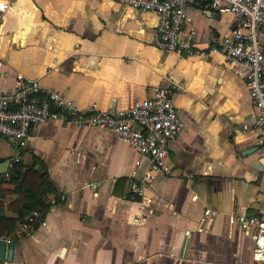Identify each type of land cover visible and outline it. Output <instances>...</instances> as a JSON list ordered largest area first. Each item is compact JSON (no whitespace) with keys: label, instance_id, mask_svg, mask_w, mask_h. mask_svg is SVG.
I'll use <instances>...</instances> for the list:
<instances>
[{"label":"crops","instance_id":"obj_1","mask_svg":"<svg viewBox=\"0 0 264 264\" xmlns=\"http://www.w3.org/2000/svg\"><path fill=\"white\" fill-rule=\"evenodd\" d=\"M0 4V91L12 89L19 74L80 108L121 109L180 83L174 101L184 124L169 142L172 175L106 129L41 123L25 150L0 136L7 141L0 161L19 156L26 169L35 155L54 184L43 193L46 225L24 236L29 214L11 206L15 185L0 175L9 191L0 192V216L15 220L10 236L0 233L14 246L12 262L1 264H264L229 220L235 211L264 216V146L257 131L242 128L252 110L248 89L222 56L159 50L157 14L122 10L112 0ZM187 15L184 33L202 46L235 24L232 14L199 5ZM260 41L264 48V30ZM148 171L152 179L138 195L137 177Z\"/></svg>","mask_w":264,"mask_h":264},{"label":"built area","instance_id":"obj_2","mask_svg":"<svg viewBox=\"0 0 264 264\" xmlns=\"http://www.w3.org/2000/svg\"><path fill=\"white\" fill-rule=\"evenodd\" d=\"M120 9L133 12L150 11L158 16L154 45L162 51L198 58L222 56L231 69L243 80L252 104L249 121L242 124L245 130H255L264 146V48L260 32L264 30V0H112ZM211 8L218 14L230 13L235 17L234 27L224 35H212L204 46L184 33L190 6ZM6 4H0V10ZM2 62H0L1 76ZM182 90L180 83L157 88L151 96L135 100L127 108L99 109L96 104L87 108L45 86L36 79L16 75L13 88L0 91V136L15 143L19 150L27 148V140L34 126L56 120L76 126H90L112 131L120 140L146 157L151 165L166 175L172 170L166 161L169 142L183 128V122L175 105V96ZM20 161L14 157L13 163ZM264 167V157L260 159ZM139 165V162H136ZM135 174V172H133ZM136 193L152 179L148 171L138 176ZM64 194L58 200L63 201ZM57 199H51L55 205ZM217 212L205 210L206 216ZM230 223L237 224L252 241L253 258L264 262V216H246L241 212L230 214ZM38 225H46L40 211H32L21 223L24 236H31ZM6 243L10 239L3 238Z\"/></svg>","mask_w":264,"mask_h":264},{"label":"trees","instance_id":"obj_3","mask_svg":"<svg viewBox=\"0 0 264 264\" xmlns=\"http://www.w3.org/2000/svg\"><path fill=\"white\" fill-rule=\"evenodd\" d=\"M8 181L15 185L14 192L16 199L11 206L16 209L21 206V216L30 214L32 211H40L42 215L48 210V205L43 201L45 190L54 189V184L50 179L46 164L33 155V162L24 169V165L19 161L13 163L7 171ZM3 181L0 180V186ZM0 192L6 193L8 190L0 188ZM15 220L0 216V233L5 232L11 235L14 230Z\"/></svg>","mask_w":264,"mask_h":264},{"label":"water","instance_id":"obj_4","mask_svg":"<svg viewBox=\"0 0 264 264\" xmlns=\"http://www.w3.org/2000/svg\"><path fill=\"white\" fill-rule=\"evenodd\" d=\"M10 159L0 161V175L6 174L10 167ZM13 244L6 243L5 240L0 239V264L4 261L12 262L13 259Z\"/></svg>","mask_w":264,"mask_h":264},{"label":"rangeland","instance_id":"obj_5","mask_svg":"<svg viewBox=\"0 0 264 264\" xmlns=\"http://www.w3.org/2000/svg\"><path fill=\"white\" fill-rule=\"evenodd\" d=\"M0 144L6 145L7 144V141L5 139H3V138L0 137ZM6 149H7V147H6ZM6 149L4 151H7Z\"/></svg>","mask_w":264,"mask_h":264}]
</instances>
